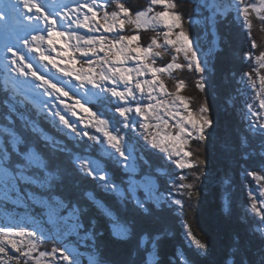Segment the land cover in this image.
I'll return each mask as SVG.
<instances>
[{
    "label": "snow or ice",
    "instance_id": "1",
    "mask_svg": "<svg viewBox=\"0 0 264 264\" xmlns=\"http://www.w3.org/2000/svg\"><path fill=\"white\" fill-rule=\"evenodd\" d=\"M253 15L264 24V0H194L188 13L179 0H148L143 8L126 0H0V207L27 217L0 220V264H129L101 249L133 240L146 264H159L167 229L138 227L170 216L179 217L191 250L175 257L178 264L210 256L211 241L198 238L185 217L199 211L210 184L230 183L214 179L207 155L217 121L206 93L222 53L249 70L230 72L246 97L245 128L236 143L225 131L218 147L259 189L257 196L245 185L249 232L258 239L237 233L230 248L239 264H264V43L254 38ZM229 16L243 33L239 47L219 33ZM197 24L211 36L207 48L192 36ZM126 26L131 34H122ZM142 30L156 35L145 44ZM165 54L171 61L158 64ZM184 70L204 95L198 107L181 94L185 80L174 90L166 85L164 77ZM222 205L229 210L226 192Z\"/></svg>",
    "mask_w": 264,
    "mask_h": 264
},
{
    "label": "trees",
    "instance_id": "2",
    "mask_svg": "<svg viewBox=\"0 0 264 264\" xmlns=\"http://www.w3.org/2000/svg\"><path fill=\"white\" fill-rule=\"evenodd\" d=\"M126 2L134 8L147 7L148 0H126ZM181 6L186 13L193 11L194 0H179ZM114 6V5H113ZM111 10V9H110ZM157 10H162L158 8ZM253 35L258 43H264V24L253 15ZM128 31L122 34H131L132 26H126ZM218 29L221 37H227L231 45L239 47L243 33L239 23L229 16L227 20H223L218 24ZM161 29H157L160 31ZM193 38H199L201 46L207 48L211 36L204 35V25L197 24L191 27ZM143 43L147 44L156 32L152 30L141 31ZM171 61V56L168 54L157 58V63H167ZM182 62V57L180 58ZM235 69L239 71H247L249 67L247 64L240 65L233 63L226 58L225 54L217 56L213 70L210 73V87L206 93V98L212 106V114L217 121V128L213 137H210L207 142V155L211 161V169L213 171L214 179L219 176H224L230 180V183L225 186L219 183H212L205 192V198L199 211L193 213L192 216H186L192 225L193 233L202 240H210L212 244L211 255L206 259L201 260V264H228L229 260H235L239 264L240 257L233 255L231 252V242L237 233L247 234L250 239L256 241L258 237L252 236L249 232L250 227L254 221L249 213L245 212V208L250 201L247 196L245 185L252 187L257 196H259V189L256 182L252 178H242L239 175V166L232 162V159L225 158L219 150V139L224 135L225 131L231 133L233 143L237 142V134L242 132L245 124L241 118V109L243 108L245 96L240 95L243 89L239 88L235 81L231 78L230 72ZM228 74L227 81L225 75ZM214 78V79H213ZM166 85L170 90L175 89L177 79H183L186 82V87L182 88L181 94L192 98L191 107H198L201 99L204 98L194 86L195 76L184 70L174 71L172 76L164 77ZM4 82L0 74V85ZM3 98V92L0 90V99ZM89 107L97 110L99 105L91 104ZM119 127V125H117ZM47 127V125H46ZM51 131V130H50ZM94 132V130H91ZM55 134V133H54ZM198 147L193 143L192 148L195 150ZM236 154H233V159ZM149 159L154 165L163 163L162 157L149 155ZM113 175L119 179V171L114 170ZM248 181V182H247ZM227 193L230 200V208L225 211L222 205L223 194ZM100 197L109 203H112V198L103 193H98ZM2 208V207H0ZM2 210H4L2 208ZM5 211V210H4ZM23 209L12 210L11 207L6 213H17ZM187 211H191L190 209ZM39 210L35 209L32 214H38ZM103 223V221H101ZM161 229H167V235L160 243L158 261L159 264H178L175 257L181 251L191 254L188 246L187 238L183 233V229L179 223V217L170 216L163 222L154 221L151 218H146L138 227V231H148L150 233L158 232ZM107 234L102 238L106 242ZM51 247V244H48ZM102 252L107 259H121L128 261L129 264H146L145 250H135V240L127 245L119 248L110 244L104 243ZM135 251V254L133 252Z\"/></svg>",
    "mask_w": 264,
    "mask_h": 264
},
{
    "label": "rangeland",
    "instance_id": "3",
    "mask_svg": "<svg viewBox=\"0 0 264 264\" xmlns=\"http://www.w3.org/2000/svg\"><path fill=\"white\" fill-rule=\"evenodd\" d=\"M57 47L59 48V45ZM52 55L55 56V53H52ZM57 59H58V62H62L59 60V58H57ZM77 59H80V57L78 56ZM73 119H77V117H73ZM5 215H8V216L14 217V218H19V219H27V217L24 215L23 211H19L17 213L9 214V213H6L4 210H2V208H0V220H3ZM32 215H38V214H32Z\"/></svg>",
    "mask_w": 264,
    "mask_h": 264
},
{
    "label": "bare ground",
    "instance_id": "4",
    "mask_svg": "<svg viewBox=\"0 0 264 264\" xmlns=\"http://www.w3.org/2000/svg\"><path fill=\"white\" fill-rule=\"evenodd\" d=\"M214 79V78H213ZM248 182V181H247Z\"/></svg>",
    "mask_w": 264,
    "mask_h": 264
}]
</instances>
